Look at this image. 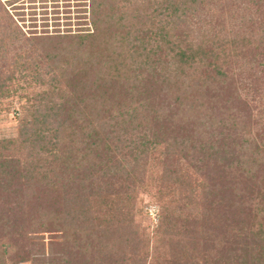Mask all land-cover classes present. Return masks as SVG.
Wrapping results in <instances>:
<instances>
[{
  "label": "trees",
  "instance_id": "obj_1",
  "mask_svg": "<svg viewBox=\"0 0 264 264\" xmlns=\"http://www.w3.org/2000/svg\"><path fill=\"white\" fill-rule=\"evenodd\" d=\"M46 1L0 0V97L35 88L0 138V264H47L46 251L134 264L127 250L172 241L186 208L191 248L160 264H264V237L239 245L205 226L264 227V142L238 62L264 68V0H63L62 18ZM156 151L154 190L138 165ZM142 193L159 206L151 246L135 221Z\"/></svg>",
  "mask_w": 264,
  "mask_h": 264
},
{
  "label": "rangeland",
  "instance_id": "obj_2",
  "mask_svg": "<svg viewBox=\"0 0 264 264\" xmlns=\"http://www.w3.org/2000/svg\"><path fill=\"white\" fill-rule=\"evenodd\" d=\"M25 2V0H23ZM71 4H73V0H70ZM19 4L20 1L18 2ZM63 0H58V10H59V16L62 18V11L64 9ZM37 5L39 2L36 3ZM28 5V4H27ZM36 5V6H37ZM46 6L48 8V12L52 10V3L51 0L46 1ZM51 6V7H50ZM28 6H24V13H25V26L30 24V21L28 19L29 14V8ZM74 6H72L71 9L74 10ZM37 9L36 12H39ZM260 11L258 10L257 17L262 19L260 14ZM264 11V10H263ZM251 14H253V11L251 9ZM210 11L206 14H201L202 16H205L209 19ZM40 15H38L37 19ZM264 16V15H263ZM48 17H51V13L48 14ZM63 19L60 20V24H62ZM264 22V21H263ZM41 21H37V25H39ZM22 24V23H21ZM48 24H51V21H49ZM239 62V71L243 72V80L244 83L247 85L244 91V99L247 100V103H249L250 108L252 110V114L255 117V127L254 130L260 134V137L264 142V115L258 113V111H261L264 109V68L261 66V61H259V58L252 55L248 56L246 59L238 58ZM262 75L261 79L260 76ZM256 80V78H258ZM257 87V89L255 88ZM33 88L32 85H29L27 81H22L18 83V85H13V88L9 94H7L4 97H0V138L7 135H15L16 134V126H17V119L18 116L21 115V107L26 106L28 104V101L26 100V96H30ZM38 89V88H36ZM263 115V116H262ZM261 118V120H260ZM263 118V119H262ZM254 134V133H252ZM153 156H149L146 159V164L142 165L141 163L138 165V167L141 169V177L144 181V184H150L152 185L151 188L156 190L158 175H160L163 171L162 164L160 162L161 155L156 151L153 152ZM132 161H128V166L132 165ZM191 167V166H190ZM170 184H172L170 182ZM162 188V191L164 192V198L163 202L170 201L174 199V195L170 192L171 186L167 185V187L160 186ZM141 196H144V204L142 206V203L138 204L141 208L142 212L139 216L135 218L136 223L138 222V225H140V235L142 237V240L144 243L148 242L149 240V246H151L153 243L151 241L152 233L154 231V228H156L158 219H159V206L155 204L148 196L142 193ZM184 202L180 204V206L183 205ZM190 211L193 214H196L195 209H185L180 212L181 219L177 220L176 225L172 229V238L173 240L170 241V238L160 239L157 243L154 244L153 250H149V253H146V247L145 244L142 245L138 251L132 253L128 251V255H126V258L131 259L134 261V264H160L161 262L164 263H171L172 261H178V256L182 254L181 251L183 250H189L191 247V241L189 237L188 230L192 227V220L187 219L185 217V211ZM205 220H202L203 225L205 224ZM212 223V221L210 220ZM221 229H216L215 224H208L205 225L210 231H212L213 234H216L218 237L221 235L223 229H225L228 233L226 234V238L228 240H234L237 241L239 244V237L242 236V234L247 235V240L252 241L251 244L248 246L252 247V245L255 244L253 240L255 241L256 238H263L264 237V227L262 231H258V227L256 224H250L246 222H239L237 220H223ZM210 231H207L210 233ZM219 233V234H218ZM32 235V234H31ZM33 236V235H32ZM42 237V241L47 244L49 241H57L55 238L51 239L48 235L44 234ZM35 241H38V239L33 238ZM239 239V240H238ZM239 241V242H238ZM246 242H244L245 244ZM240 245V244H239ZM45 259V262L47 264H60L61 263V255L60 253H50L48 251L44 252L41 255H38ZM209 260V259H208ZM15 264H30L28 262H19Z\"/></svg>",
  "mask_w": 264,
  "mask_h": 264
}]
</instances>
